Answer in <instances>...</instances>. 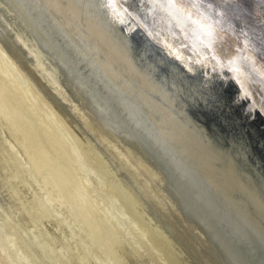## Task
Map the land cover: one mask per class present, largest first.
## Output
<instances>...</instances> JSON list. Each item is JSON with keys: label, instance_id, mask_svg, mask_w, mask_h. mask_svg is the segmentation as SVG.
Segmentation results:
<instances>
[{"label": "bare ground", "instance_id": "6f19581e", "mask_svg": "<svg viewBox=\"0 0 264 264\" xmlns=\"http://www.w3.org/2000/svg\"><path fill=\"white\" fill-rule=\"evenodd\" d=\"M138 1L183 44L156 32V52L138 49L117 0L114 8L107 6L109 0H0V121L6 129L0 136V166L13 161L7 153L12 147L29 162L37 176L19 194L26 192L37 213L31 214L48 224L50 247L68 264H109L106 259L159 264L150 253L153 248L147 249L150 239L170 254L178 250L172 264H244L219 236L213 213L264 245V140L254 122L241 124L215 96L211 82L218 75L231 78L238 93L247 95L240 107L254 111L257 106L254 121L264 120V53L257 52L248 35L264 36V0H207L217 15L197 0H174L175 7L167 0ZM30 94L46 107L49 122L34 114L35 103L25 100ZM208 110L215 122L201 115ZM240 111L243 118L248 115L244 108ZM144 147L171 167L175 181L170 192L198 222L178 211ZM42 170L49 174L43 177ZM87 170L100 188L87 183ZM2 187L0 181V211L18 216L10 217H17L12 228L33 225L18 192ZM94 189L109 198L107 205L99 206ZM115 199L123 201L126 218L111 207ZM53 209L90 228L97 241L90 235V257L56 229L49 217ZM1 218L11 229L9 219ZM135 228L150 238L143 239L145 244L135 237ZM24 235L33 248L26 230ZM238 236L246 241L243 233ZM1 243L13 250L6 254L11 263L13 257L20 260L12 235Z\"/></svg>", "mask_w": 264, "mask_h": 264}, {"label": "rangeland", "instance_id": "374dc122", "mask_svg": "<svg viewBox=\"0 0 264 264\" xmlns=\"http://www.w3.org/2000/svg\"><path fill=\"white\" fill-rule=\"evenodd\" d=\"M26 94H28L27 92H26ZM28 95H26V102H31L32 103V105H33V103H35L34 104V106H33V111H36L34 114L35 115H37L38 114V116H42L43 118H45V116H46V122H49V119L47 118V117H49L48 115H46V107L45 106H43V105H41L40 104V102L38 101V100H36L35 98H33L32 97V94H30L29 95V97H27ZM31 97V98H30ZM29 99V101H27ZM31 99V100H30ZM34 99H35V101H37V105H36V102H32V101H34ZM38 108V109H37ZM43 108H44V110H43ZM39 110V111H38ZM43 111L45 112V113H43ZM38 112V113H37ZM40 113H43V114H40ZM44 115V116H43ZM48 119V120H47ZM55 129V128H54ZM56 129H58L57 127H56ZM5 126H4V122H3V120L2 121H0V132H1V134H0V136H2V138H3V135H5ZM68 139V138H67ZM4 143V142H3ZM10 147V146H9ZM15 149L12 147V150H9V152L7 151V153H9L10 154V156L11 157H13V161H11V163L10 162H6V161H4L6 164L5 165H10V164H12V165H14V167L13 168H11V169H9L8 167H10V166H0V181H1V183H2V185H3V187H2V189L4 190V191H6V192H18V195H19V200L21 199V202H20V204L24 207H26V208H24V209H26L27 211H28V209H29V211H28V213L30 214V216L32 217V215L34 214V215H37V213L35 212V210H34V212L36 213H34V212H32V210L33 209H31V204L28 202L29 200H27V194H26V192H24L23 194H24V197H23V195L20 193L19 194V192H20V190L23 188V185H29L30 183L29 182H27V180L28 181H31L32 183H33V181L35 180V177L37 176V175H35L34 173H32V171H31V167H30V164H29V162L28 163H25L24 161H22L20 158H18V156L17 155H19L16 151H14ZM16 154V155H15ZM32 157H35V156H33V152H32ZM12 159V158H11ZM28 159L30 160L31 159V157L30 156H28ZM18 161V162H17ZM21 161L23 162V163H21ZM16 164H15V163ZM31 162V161H30ZM21 163V164H20ZM32 163V162H31ZM83 164L81 165L82 167H84V168H86V169H89V167H88V165L87 164H85L84 162H82ZM18 164V165H17ZM25 164V165H24ZM33 164V163H32ZM80 164H81V162H80ZM74 165H78V163H75ZM18 166V167H17ZM79 166V165H78ZM26 167V168H25ZM27 167H29V168H27ZM19 171V172H18ZM47 173H48V171H46ZM46 172L45 171H41V175H43V177H46ZM21 175H20V174ZM86 181H87V183L88 184H91V185H93L92 186V188L93 187H95V188H100V186L98 185V184H93V183H97V178L95 177V174H93V173H90V171L89 170H87L86 171ZM45 174V175H44ZM49 174V173H48ZM24 175L26 176V178L24 177ZM35 175V176H34ZM31 176V177H30ZM34 177V178H33ZM90 177V178H89ZM89 178V179H88ZM83 180H85V179H83ZM85 181V182H86ZM85 182H84V184H85ZM93 182V183H92ZM25 183V184H24ZM34 184V183H33ZM37 185V184H36ZM90 186V185H89ZM14 188V189H13ZM90 188V187H89ZM97 191H96V189H94V191H93V193H92V195L94 196V198L97 200V201H99L98 203H99V206H103V204L105 203L106 205L109 203V198L107 199V197H105V196H99L98 195V192L96 193ZM26 196V197H25ZM99 199V200H98ZM101 200V201H100ZM24 201V202H23ZM27 201V202H26ZM26 202V203H25ZM104 202V203H103ZM108 202V203H107ZM23 203V204H22ZM28 203H29V205H28ZM111 203H113L112 204V208H113V210L115 211V213L116 214H119V215H121L122 217H125V214H127L126 212H125V208L124 207H121V206H123L122 204H123V201L121 202L119 199H115V200H112V202ZM115 203V204H114ZM26 205H28V206H26ZM117 205V206H116ZM28 207V208H27ZM116 207V208H115ZM70 209V211L72 212V214H74L75 213V210L73 209L72 210V208L70 207L69 208ZM118 209V210H117ZM117 211V212H116ZM31 212L33 213V214H31ZM58 212L56 211V210H51V212H50V214H51V216H49L52 220H54L55 221V227H56V229L61 233V234H63L62 236L64 237V238H68L71 242H75V244H77L78 246H80L81 248L83 247L84 248V250H85V252H87L86 254L88 255H90V228H88L87 227V225L86 224H82V222L78 219V218H76V220H74L73 222H69L68 220H66L65 219V216H63V215H61L60 213H58ZM52 214H53V216H55V217H53L52 216ZM56 214V215H55ZM15 215L17 216V213H15ZM14 215V216H15ZM33 215V225H31V226H26V227H22L21 229L20 228H15V229H13L12 227L13 226H15L14 225V223L13 222H15V221H17V217H15V221L13 220L14 219V216H10L11 218H13L12 220L13 221H11L10 219V217H8V215H6L3 211H0V246H1V248H0V264H68V261L66 260V262H64L61 258L60 259H58L57 257H56V254H57V252H55L56 251V248L54 249L53 247H50L51 245L49 244V239L47 240L46 238L51 234V232L50 231H48L47 230V227L46 226H48V224H47V222L45 221V220H43V219H40V218H37L36 216H34ZM128 215V214H127ZM1 217H6V219L8 218L9 219V221H8V219L6 220V221H8V225H10V227H11V229L9 228V227H7V225H5V223L3 222V219L1 218ZM36 217V218H35ZM53 217V218H52ZM126 218V217H125ZM35 219H37V220H35ZM40 219V220H39ZM62 220V221H61ZM42 221H44L43 223H45L46 222V225H44L43 226V223H42ZM128 220L126 219V224L127 225H129V221L127 222ZM11 222V223H10ZM36 222H39L38 224L36 223ZM36 223V224H35ZM71 223V224H70ZM81 223V224H80ZM66 224V225H65ZM37 225V226H36ZM69 225H71L70 226V228H69ZM39 226V227H38ZM58 227V228H57ZM65 229V230H64ZM69 229H70V231H69ZM139 229V228H138ZM27 231L28 233H29V235L31 236V239H33L32 240V243H33V245H34V247L32 248L31 246H30V244L28 243V240L26 239V237H25V235H24V231ZM135 230V231H134ZM133 230V233H134V235H135V237L137 238V239H139V237H140V239H139V241L143 244H145L146 242H144V241H146V240H149L150 238L148 237V236H144L143 237V235L140 233V230L138 231L137 230V228H135ZM19 231V232H18ZM57 231V232H58ZM62 231V232H61ZM77 231V232H76ZM88 231V232H87ZM139 232V233H137V232ZM13 232V233H12ZM136 232V233H135ZM141 232H143V231H141ZM5 233V234H4ZM43 233V234H42ZM77 233H78V235H77ZM46 234V235H45ZM67 234V235H66ZM141 234V235H140ZM146 234V233H145ZM5 235L7 236V235H12L14 238H15V240L18 242V244H17V246H16V249H17V251H18V253L22 256V257H20V260H18V259H16V257L14 258L13 257V260H14V263H11V260L10 259H8V256L6 255V254H9L10 252H13V250L11 249V248H7V249H5L6 247L4 246V245H2V239H5ZM136 235H140V236H136ZM4 238H3V237ZM69 236V237H68ZM75 236H77V238L75 237ZM80 236H81V238H80ZM141 236L143 237L142 238V240H141ZM46 237V238H45ZM75 237V238H74ZM146 237H147V239H146ZM22 238H23V240H22ZM74 238V239H73ZM25 239V240H24ZM82 239V240H81ZM143 239H144V241H143ZM91 240L93 241V243L94 244H96V239H95V237L93 236V235H91ZM143 241V242H142ZM150 241V242H149ZM147 243H146V245H148L147 246V249L149 250V252H150V250H151V254L152 253H154V256L156 257V259H157V261H159L158 263L159 264H163V262L162 261H164V260H166V261H168V262H164V264H170V262H171V264L173 263V262H175L176 260H178V258L179 257H176V254H177V256H179L178 255V253L179 252H177L176 251V249L174 248V251L173 250H171L172 251V254H170L167 250L165 251V249L162 247H160L159 245H157V243L155 242V241H153V239L151 240H149ZM46 244H45V243ZM82 242V243H81ZM86 242V243H85ZM155 242V243H154ZM27 243V244H26ZM83 244V245H82ZM29 245V246H28ZM157 245V246H156ZM37 246H38V248H37ZM158 246H159V248H158ZM5 249H3V248ZM145 247V246H144ZM157 249H156V248ZM37 248V249H36ZM151 248V249H150ZM155 248V249H154ZM164 249V250H163ZM2 250H4L5 252H3ZM10 250V251H9ZM155 250V251H154ZM157 250H159V251H161L160 252V254L162 253V250L164 251L163 253H162V257H160V254L159 253H157V252H159V251H157ZM25 251V252H24ZM37 251V252H36ZM92 251V250H91ZM41 252V253H40ZM157 254H156V253ZM165 252H168V254L167 253H165ZM26 253V254H25ZM38 253V254H37ZM93 253V252H92ZM13 254V253H12ZM25 254V255H24ZM57 255H59V254H57ZM88 255V256H89ZM157 255H158V257H159V259H162L161 261L157 258ZM167 255V256H166ZM26 256V257H25ZM165 256H166V258H165ZM168 256H170V257H168ZM171 256H173V258H171ZM6 257H7V259H6ZM90 257V256H89ZM25 258V259H24ZM171 259V261H169L170 259ZM176 258V260L174 261V259ZM23 259V260H22ZM169 259V260H168ZM173 259V260H172ZM18 260V261H17ZM22 260V261H21ZM106 261H107V263H109V264H114L113 263V261H111V260H107L106 259ZM25 262V263H24ZM59 262H61V263H59ZM70 264V263H69Z\"/></svg>", "mask_w": 264, "mask_h": 264}, {"label": "water", "instance_id": "95a60500", "mask_svg": "<svg viewBox=\"0 0 264 264\" xmlns=\"http://www.w3.org/2000/svg\"><path fill=\"white\" fill-rule=\"evenodd\" d=\"M117 1L119 2V6L123 10V13L125 14V16L127 15V17L129 18L127 19V23L129 27V30H127V33L131 41L134 43L135 47H137L138 49H140L141 47H145L151 52H156L153 49L154 48L153 46L155 47L158 46L157 42H155L156 36H157L156 32L157 34L158 33L171 34L172 36L175 37L177 43L183 44V41L180 39V36H177L175 32L170 33L169 27L167 25L160 23L158 19L155 18V16H151L147 12H145L142 5L140 4V1L138 0H117ZM197 1L201 5H204L205 7H207V10H208L207 12H209L210 14H212L211 12H213L215 15H217L216 12L214 11V8H215L214 4L208 2L207 0H203V1L197 0ZM114 11L115 9L113 10V12ZM130 12H133V14L136 15L135 18H133L130 15ZM124 19L126 20V18ZM124 24H126V22H122V25H123L122 28L125 27ZM234 30L236 32H241L242 29L234 27ZM250 34L252 36H250ZM248 35L255 41L257 45V52L264 53V40H263L264 36L260 37L257 34L254 35L251 32ZM60 75L62 74L60 73ZM231 80H232L231 78L229 77L225 78L222 75L221 76L218 75L217 77L215 76L213 78V81L211 82L212 83L211 86H213L215 90V96L217 98L220 97L227 103L228 108L231 111H233V113H235L236 116H238V119L240 120L241 124L243 121H246L249 123L254 122L257 127L258 135L264 140V120L260 117L258 121H254L256 120V118H259V116H257V112L259 113V111L257 110L258 107L254 105V108L252 110H254L255 112L250 111L248 108L240 107L239 100L242 102L243 101L242 99H246L247 95L238 93L237 89L234 87L235 86L234 83ZM257 96L261 100L262 97H259V95ZM262 102H263V99H262ZM242 108H244L248 114L244 118H243V115L241 114L242 111H240ZM201 115L206 121L215 122V115L212 112L209 111V113L206 114V112L203 111L201 112ZM144 148H145L144 150L146 154L148 153V157H147L149 159L148 162L152 164V166L155 167L163 175L166 181V185H167V186L165 185L166 189L169 190L168 193L170 194L171 193L170 191L174 189L172 186V183L174 184V181H175L171 167L165 161H163V159L161 158L158 159L156 153L155 155L152 151L150 152L146 147ZM176 182L178 183V185L181 186V183L178 180V178L176 179ZM170 196L174 197L172 193L170 194ZM174 202L178 208V211H180L185 217H187L188 219L194 222H198L196 220V217H193V216L188 217L189 215L188 216L186 215L181 198L175 199L174 197ZM205 202L207 203L208 200L205 199ZM214 212L215 213L213 214L216 218V223L212 221L213 226H215V228L217 226L216 230L218 231L220 229L219 236L224 241V244L226 245L230 253L233 255L234 253L238 255L244 264H247V263L248 264H264V245L263 243L258 241L253 236V234L249 233L246 229L243 230L241 227L237 229L235 225L229 224L228 222L230 221L226 220L223 217V215L219 213L218 211L214 210ZM236 232L243 233V238H245L246 241H243V239L239 237L238 233ZM202 234L205 236L207 242L214 246L213 239L211 238V235L209 234V232H207L206 230H202ZM234 235L238 238L239 241L236 238H235L236 240L234 239Z\"/></svg>", "mask_w": 264, "mask_h": 264}, {"label": "snow or ice", "instance_id": "6c2138e0", "mask_svg": "<svg viewBox=\"0 0 264 264\" xmlns=\"http://www.w3.org/2000/svg\"><path fill=\"white\" fill-rule=\"evenodd\" d=\"M168 2V5L171 6V7H175V3H174V0H167ZM108 7H115V3H114V0H109V3L107 5Z\"/></svg>", "mask_w": 264, "mask_h": 264}]
</instances>
